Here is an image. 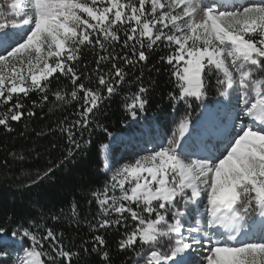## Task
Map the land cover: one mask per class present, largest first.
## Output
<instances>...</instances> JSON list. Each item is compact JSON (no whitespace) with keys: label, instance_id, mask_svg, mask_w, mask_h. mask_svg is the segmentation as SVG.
Segmentation results:
<instances>
[{"label":"snow or ice","instance_id":"1","mask_svg":"<svg viewBox=\"0 0 264 264\" xmlns=\"http://www.w3.org/2000/svg\"><path fill=\"white\" fill-rule=\"evenodd\" d=\"M158 49L167 53L152 63ZM150 66L175 78L170 95L186 109L214 87L224 115L185 139L186 113L170 139L150 141L119 166L105 154L107 179L89 189L95 215L81 218L73 203L66 219L85 224L90 240L77 248L44 218L27 226L9 218L0 264H95L93 255L116 264L113 231L125 264H264V0H0V126L12 133V122L37 109L48 116L75 105L74 119L56 122L62 156L32 184L74 163L93 127L112 135L97 122L104 101L122 95L136 119L155 83L145 76ZM129 85L135 91L125 92Z\"/></svg>","mask_w":264,"mask_h":264},{"label":"trees","instance_id":"2","mask_svg":"<svg viewBox=\"0 0 264 264\" xmlns=\"http://www.w3.org/2000/svg\"><path fill=\"white\" fill-rule=\"evenodd\" d=\"M166 53L167 49H158L152 57V63H157V57ZM157 66L162 67L159 64ZM149 74L155 83L152 85L145 110L138 113L136 119H131L124 112L122 95L104 101L97 122L106 127L112 135L108 136L101 128L93 127L90 136L92 143L77 152L75 162L67 163L62 169H57L52 178H45L36 184L31 183L32 179L46 170L50 161H56L62 156L66 145L64 138L56 130V122L65 116L74 119L72 113L75 111V105L63 110L55 109L48 116H42L40 109H37L36 117L19 123L12 122L15 129L12 133L5 132L0 126V161L5 158L10 161L8 167L0 164V226H11L8 223L9 218L26 226L29 220L41 221V218H44L46 226L64 232L66 245L73 244L78 248L82 240H90L91 233L85 224L78 229L69 227L66 219L71 213L70 206L73 203L78 204L81 218L87 217L91 220L97 211L96 204L89 205L88 199L90 187H101L107 179L103 171L100 146L109 144L117 133H136L143 122L158 126L165 137H171L179 120L186 113L189 119L193 120L204 101H210L219 95L213 87L203 102H196L190 109H186L183 103H175L170 95L177 89L175 78L170 76L167 69L156 72L150 66L145 76ZM147 82L145 80V83ZM64 83L67 84L66 81ZM129 90L135 91V87L132 85L124 87L125 92ZM35 99H38V96L33 93L25 103L30 104V101ZM85 136L89 138L87 133ZM53 144L57 147L52 148ZM121 150V144L114 147L112 158L114 159ZM9 151L23 153L25 159L16 160L7 155ZM122 151L124 154L119 161L127 162L131 159V151L127 152L128 149ZM52 215H60V221L51 220ZM120 235L121 233L115 231L110 232L107 236L108 246L114 253L113 259L116 264H125V258L115 254V241ZM91 259L95 264H99L98 257L93 255Z\"/></svg>","mask_w":264,"mask_h":264},{"label":"rangeland","instance_id":"3","mask_svg":"<svg viewBox=\"0 0 264 264\" xmlns=\"http://www.w3.org/2000/svg\"><path fill=\"white\" fill-rule=\"evenodd\" d=\"M139 131H142V132H140V134L137 135V138L129 140L126 137L124 139L125 142H128L127 144L124 142V144H126V149H128L127 152L131 151L132 156L134 155V153L140 151L145 146L151 147L152 145H151V143H149L150 141H152V142L165 141L166 142L167 139L171 138V137H165L163 132L159 129L158 126L154 127L152 124H149L146 122L141 123V125L139 127ZM162 136L165 137V140L163 139ZM121 139L122 138L120 135H116L113 138V140L111 141V143L108 145V149L104 150L105 153L102 154L103 159H104L105 154L109 155L110 162L115 166H119V164L124 163L122 161H118V160H120V158H122V156L124 154V153H122V151H120L116 154V158H117L116 161L112 162L111 157H110V153H112L113 148L116 147L117 144H119ZM132 156H131V158H132Z\"/></svg>","mask_w":264,"mask_h":264},{"label":"bare ground","instance_id":"4","mask_svg":"<svg viewBox=\"0 0 264 264\" xmlns=\"http://www.w3.org/2000/svg\"><path fill=\"white\" fill-rule=\"evenodd\" d=\"M208 112H209V110L205 109V114H207ZM209 120H210V118H209ZM201 123H203V118L198 121V123L196 124V127H198V124H201ZM193 130L194 129L190 130V128H188V133L186 135H190L191 131H193ZM127 135H128V133H124L123 135H121L122 140H124Z\"/></svg>","mask_w":264,"mask_h":264}]
</instances>
